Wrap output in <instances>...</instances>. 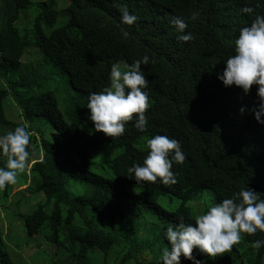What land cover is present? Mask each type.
Instances as JSON below:
<instances>
[{"label":"trees","instance_id":"obj_1","mask_svg":"<svg viewBox=\"0 0 264 264\" xmlns=\"http://www.w3.org/2000/svg\"><path fill=\"white\" fill-rule=\"evenodd\" d=\"M53 1H43L31 26L21 30L16 21L31 0H0V135L26 123L34 132L27 150L36 161L15 184L0 190V218L6 222L0 226V264H13L8 250L23 247L11 237L10 216L20 222L25 242L55 249L50 264H159L169 223H175L177 214L194 221L190 203L206 196L207 204L196 212L203 214L210 204L245 187L264 199V124L249 111L259 103L256 86L245 94L217 79L223 61L234 54L239 29L254 19L240 9L249 5L264 15V0H66L58 12ZM120 7L137 16L133 25L120 23ZM59 17L65 23L52 28ZM173 17L185 20L184 31H190L193 40L177 39L181 33L170 24ZM28 50L64 80L55 82L40 61L23 63ZM144 55L150 60L140 66L150 104L145 131L133 126L134 119L125 124L121 137L94 130L87 119L88 94L110 86L111 64H130ZM8 100L20 111L18 123L4 114ZM241 106L244 114L238 112ZM156 134L177 139L185 155L183 163L173 162V185L136 182L127 172L133 162L141 164L148 151L136 149L134 143ZM105 143L110 146L109 170L89 171L91 155ZM117 150L121 153L114 156ZM5 163L0 155V167ZM70 181L84 190L72 194ZM126 186L141 191L132 194ZM163 196L175 201L173 210L158 204ZM40 197L18 214L20 206ZM145 214L160 227L139 241L137 222ZM257 239H264V232L242 233L238 244L215 257L195 248L193 255L203 264H264V246L252 247ZM180 264L191 261L181 257Z\"/></svg>","mask_w":264,"mask_h":264},{"label":"clouds","instance_id":"obj_2","mask_svg":"<svg viewBox=\"0 0 264 264\" xmlns=\"http://www.w3.org/2000/svg\"><path fill=\"white\" fill-rule=\"evenodd\" d=\"M119 12L122 24L133 25L138 19L126 7H120ZM240 12L254 15V19L239 29L233 41L234 54L223 61L224 67L217 74V79L223 86H235L245 94L255 85L259 103L249 111L257 123L264 124V15L255 13L254 7L249 5L242 7ZM170 24L181 33L177 36L179 41L193 40L192 33L184 31L187 24L183 18L173 17ZM121 34L124 37L128 35L125 31ZM149 63V57L144 55L130 64H111L110 86L90 92L85 105L88 109L87 119L92 122L94 130L111 138L121 137L125 133V124L134 119L133 126L140 132L145 131V111L150 104L148 80L140 66ZM245 111L244 106L238 109L240 114ZM32 136L34 132L27 129L26 123L0 135V155L6 158L5 165L0 167V190L6 185L15 184L18 175L36 162L27 150ZM146 145L148 151L143 162H133L127 169L130 178L136 182L175 184L177 178L172 171L173 162L181 164L185 160L180 142L167 135L156 134L146 139ZM257 230L264 232V199L248 187L241 188L230 197L210 204L194 221L177 214L175 223H169L164 230L167 246L160 249L159 264H180L181 257L191 261V264H203L193 255L194 248L210 258L215 257L238 244L242 233L251 235ZM262 246L264 239L252 242L255 250Z\"/></svg>","mask_w":264,"mask_h":264},{"label":"rangeland","instance_id":"obj_3","mask_svg":"<svg viewBox=\"0 0 264 264\" xmlns=\"http://www.w3.org/2000/svg\"><path fill=\"white\" fill-rule=\"evenodd\" d=\"M43 1L45 0H31V5L29 6V8L20 12L19 18L16 21V26L20 28L21 30L29 28L35 16L39 12V7ZM66 6H67L66 0H54L53 1V9L57 12L61 11ZM26 13L29 16L28 18L25 17ZM65 21L66 20L64 18L59 17L56 23L52 26V28L61 27L65 23ZM43 28L49 30L51 27L43 25ZM34 61L36 62L40 61L41 63H43L45 71L53 74L52 78L55 82L60 81L61 79L64 80L65 76H61L57 72H55L52 69V66L50 64H46L43 58L39 54L36 55L35 51L28 50L27 52H25L22 62L25 64H30ZM116 63L126 64L124 61H118ZM4 110H5L4 114L9 121L15 122V123H18L21 121L20 111H17L12 100H8L5 103ZM84 130L87 133L91 134V128L88 125L84 126ZM146 139L147 137L145 136L140 137L134 143V147L138 150L147 149ZM109 148H110L109 144L105 143L96 152H94L91 155L92 165L89 167V171L99 174V173L105 172L106 170H109L108 168H109V163L111 160V156L107 155ZM120 153H121V150H117L114 152V156H117ZM31 159H35V155H32ZM109 175H110V172L107 171L106 176H109ZM70 183H71L70 190L72 194H77L78 192L84 190V187H79L78 189H75L74 188L75 183L73 181H70ZM125 189L127 192L132 193V194H137L141 191V188L137 186H126ZM13 192H16V190H13ZM25 194L27 198H29V194L28 193H25ZM39 200H41V197L28 200L27 204H24L19 207L18 214L23 215L27 209H30L31 206H34V204H36V202H38ZM158 204L166 210H173L176 207L175 201L172 200V202H170L168 196L160 197V199L158 200ZM205 204H207L206 196L199 202L190 203L188 206L195 212V215L197 216L201 214L203 210V206ZM198 207H200V210L198 209ZM197 211H201V212L196 213ZM2 216L3 214L0 213L1 218ZM1 218H0V226L4 228L6 222L4 221L5 219L2 220ZM10 221L14 227L11 233V237L13 241L17 242L18 244H22L23 246L20 251L13 247H12V250L10 249L8 250V253L11 255L10 259L13 262V264H50L56 258L54 248H51L47 246L46 244H43L42 242H36V241L25 242L24 237H22L19 234L20 233V222L17 219H15L14 216L9 217V222ZM159 227L160 226L158 222L152 215H149V214L143 215L137 222V228H138L137 239L139 241L148 240L146 236L147 232H150V233L157 232ZM158 245L159 244H156V246ZM16 254L19 255L23 260H21Z\"/></svg>","mask_w":264,"mask_h":264}]
</instances>
